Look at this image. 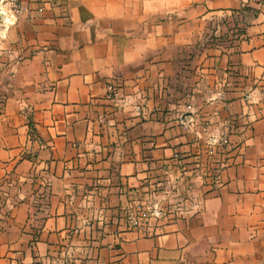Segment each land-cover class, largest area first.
Segmentation results:
<instances>
[{
	"label": "crops",
	"instance_id": "0c3cea01",
	"mask_svg": "<svg viewBox=\"0 0 264 264\" xmlns=\"http://www.w3.org/2000/svg\"><path fill=\"white\" fill-rule=\"evenodd\" d=\"M24 2L0 12V264H264V0ZM232 19L236 39L205 46ZM198 119L241 152L194 218L147 236L82 222L114 178L194 145Z\"/></svg>",
	"mask_w": 264,
	"mask_h": 264
},
{
	"label": "rangeland",
	"instance_id": "374dc122",
	"mask_svg": "<svg viewBox=\"0 0 264 264\" xmlns=\"http://www.w3.org/2000/svg\"><path fill=\"white\" fill-rule=\"evenodd\" d=\"M235 23L232 19L225 28L221 26L219 31L208 33L203 39L207 42L205 46L228 47L236 39V28L240 32L243 29L235 27ZM200 50L201 47L193 45L176 51L180 63L176 66L179 77L176 81L166 83L164 90L168 97L165 100H181L180 95L186 84L191 82L189 80L193 74L189 62ZM174 114L172 121H179L181 129H185L186 114ZM206 121H193L195 132L190 137L195 139L194 145L178 146L167 159H149L145 161L144 173L137 180L122 184L121 180L114 178L107 193L94 194L93 206L80 212L82 222L97 217L106 223L104 228L107 232L112 230L133 236H147L169 232L194 218L203 203L214 196L222 184L219 179L222 170L231 165L233 158L241 152L230 143V131L222 134L216 127H212L215 123L205 129ZM103 198L107 205L100 209L99 199ZM95 232L99 234L100 228Z\"/></svg>",
	"mask_w": 264,
	"mask_h": 264
},
{
	"label": "built area",
	"instance_id": "2783aa9c",
	"mask_svg": "<svg viewBox=\"0 0 264 264\" xmlns=\"http://www.w3.org/2000/svg\"><path fill=\"white\" fill-rule=\"evenodd\" d=\"M27 11L24 0H0V12H8L12 16L22 15Z\"/></svg>",
	"mask_w": 264,
	"mask_h": 264
}]
</instances>
